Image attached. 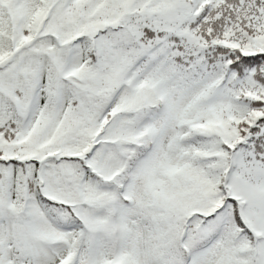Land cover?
Returning a JSON list of instances; mask_svg holds the SVG:
<instances>
[{
	"label": "snow or ice",
	"instance_id": "obj_1",
	"mask_svg": "<svg viewBox=\"0 0 264 264\" xmlns=\"http://www.w3.org/2000/svg\"><path fill=\"white\" fill-rule=\"evenodd\" d=\"M0 264H264V0H0Z\"/></svg>",
	"mask_w": 264,
	"mask_h": 264
}]
</instances>
